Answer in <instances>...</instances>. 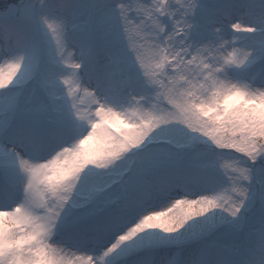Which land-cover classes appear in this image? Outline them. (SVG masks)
Here are the masks:
<instances>
[{"label":"snow or ice","instance_id":"obj_1","mask_svg":"<svg viewBox=\"0 0 264 264\" xmlns=\"http://www.w3.org/2000/svg\"><path fill=\"white\" fill-rule=\"evenodd\" d=\"M0 264H264V0H0Z\"/></svg>","mask_w":264,"mask_h":264}]
</instances>
